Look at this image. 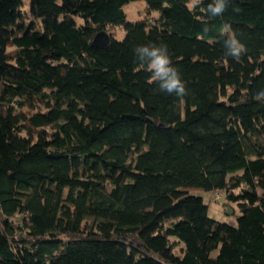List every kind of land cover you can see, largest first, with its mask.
Returning <instances> with one entry per match:
<instances>
[{"label":"trees","instance_id":"1","mask_svg":"<svg viewBox=\"0 0 264 264\" xmlns=\"http://www.w3.org/2000/svg\"><path fill=\"white\" fill-rule=\"evenodd\" d=\"M131 1L0 0V264H264V0L217 17L212 0H145L152 26L127 19ZM153 44L187 95L149 83L134 49Z\"/></svg>","mask_w":264,"mask_h":264},{"label":"clouds","instance_id":"2","mask_svg":"<svg viewBox=\"0 0 264 264\" xmlns=\"http://www.w3.org/2000/svg\"><path fill=\"white\" fill-rule=\"evenodd\" d=\"M228 3L229 0H212L207 5V12L212 17L222 16L228 7ZM187 7L191 11L194 4L189 3ZM239 10V8H234V11ZM204 31L207 32L208 28L205 27ZM219 34L227 37L224 41L226 55L238 61L246 51L245 45L227 26H224ZM134 52L141 66L152 73L149 83L158 82L160 91L169 95L175 94L177 97L187 95L186 84L182 80L179 70L173 66L166 46L139 45L134 49ZM253 99L264 103V89L259 90Z\"/></svg>","mask_w":264,"mask_h":264},{"label":"rangeland","instance_id":"3","mask_svg":"<svg viewBox=\"0 0 264 264\" xmlns=\"http://www.w3.org/2000/svg\"><path fill=\"white\" fill-rule=\"evenodd\" d=\"M201 0H198L200 2ZM197 0H191L189 3L195 4L198 3ZM127 19L132 22L143 20L149 26L154 25L159 18L158 11H149L148 6L145 0H135L131 1L124 7ZM23 10L27 12L29 10V0H24ZM114 35L118 39H122L124 37V29L123 27H116L112 30ZM17 112L22 114H31L32 112H27V109H17ZM200 196L203 197L205 203L209 206V216L213 219H216L220 222L228 223L230 225L236 226L238 217L240 216V210L235 207L234 204H228V201L223 197L221 200L216 199V194L218 192L214 191H203V190H196ZM222 196L224 194L220 192ZM231 207V208H228ZM12 222L16 226L25 227L22 215L15 216Z\"/></svg>","mask_w":264,"mask_h":264},{"label":"water","instance_id":"4","mask_svg":"<svg viewBox=\"0 0 264 264\" xmlns=\"http://www.w3.org/2000/svg\"><path fill=\"white\" fill-rule=\"evenodd\" d=\"M111 40V35L109 32H107L106 30H101L99 32L96 33V35L94 36L93 40H92V45L93 46H99V47H106L109 45ZM231 208V207H228Z\"/></svg>","mask_w":264,"mask_h":264},{"label":"built area","instance_id":"5","mask_svg":"<svg viewBox=\"0 0 264 264\" xmlns=\"http://www.w3.org/2000/svg\"><path fill=\"white\" fill-rule=\"evenodd\" d=\"M215 197H216V199H219V200H221L223 198V196L220 192H218Z\"/></svg>","mask_w":264,"mask_h":264}]
</instances>
